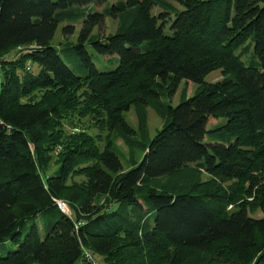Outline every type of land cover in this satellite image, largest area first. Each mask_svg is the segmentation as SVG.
<instances>
[{
    "label": "trees",
    "instance_id": "1",
    "mask_svg": "<svg viewBox=\"0 0 264 264\" xmlns=\"http://www.w3.org/2000/svg\"><path fill=\"white\" fill-rule=\"evenodd\" d=\"M107 16L115 32L94 36ZM89 46L116 66L98 70ZM182 81L191 95L162 100ZM74 118L104 145L67 133ZM117 136L144 149L127 169ZM8 240L0 264H264V0H0V251Z\"/></svg>",
    "mask_w": 264,
    "mask_h": 264
},
{
    "label": "rangeland",
    "instance_id": "2",
    "mask_svg": "<svg viewBox=\"0 0 264 264\" xmlns=\"http://www.w3.org/2000/svg\"><path fill=\"white\" fill-rule=\"evenodd\" d=\"M177 5V4H175ZM90 10L91 11H99L102 12L104 10V8L102 6H99L98 4L92 3L91 5H89ZM158 9L157 8H152V12H157ZM66 23H61L58 25L55 34L51 40V45L54 46H58L60 44V41L64 38L62 36V27L65 25ZM74 27V32L72 35L68 36V39L71 41H76L79 30L81 29L82 23L79 21L75 22L74 24H72ZM118 27V20L115 18H112L110 16L105 17L104 22L102 25H100V27H94L92 30V33L95 34L94 36H97L98 38L104 39L106 35L110 34V33H114L116 28ZM89 50L92 52V61L95 64L96 68L100 71H107V70H111L113 69L116 64L113 61H109L108 59L110 58L109 56H103L100 55L98 53H96L95 51H93L91 49V46H89ZM31 67L32 70H37V65L34 64H30L29 65ZM75 73L77 74H81L79 71H75ZM221 79V74L220 71L215 70L210 72L209 74H207V76L205 77V81H217ZM186 85V86H185ZM196 85L191 83V82H187V84H184V81L180 82L177 86V88H175L171 93L167 92L166 94L162 95V100L170 103L171 105L175 106L182 95L185 96H189L191 95V93L195 90ZM147 116H148V123H147V138L151 139L156 132L160 129L161 124H162V120L160 119V117L155 113V111L148 107L147 108ZM126 120L127 122L135 127L136 126V117H135V113L132 110V108L126 112L125 114ZM222 120V119H221ZM209 126L216 124V120H214L213 118L209 119ZM79 123H77L76 118L73 119V122H65L64 123V128L67 131V133L70 134H74L78 131L82 132V131H87L90 132L93 135H98L99 137H101V142H100V146L102 147L104 145V136L108 133V131L104 130L101 131L98 128L94 127V126H87L86 123H84V126H79L77 125ZM87 127V128H86ZM113 142L116 145V153L119 156L121 163L123 165V167L125 169L129 168L132 163L134 161H140L143 153H144V149L141 146H137L134 149L130 146L127 147V145L121 140L120 137H114L113 138ZM56 164H52L50 165V170L52 171L56 168ZM200 173V174H199ZM198 176L199 179L202 182H205L208 180L209 175H207L204 170H202L201 172H198ZM160 182H163L165 179L159 178ZM64 211H70L69 208L66 206H63ZM71 213V212H70ZM54 214V218L57 219L60 216V213L58 210H54L53 211ZM260 212L257 211L254 216L259 217L260 216ZM36 220L38 221L39 224V229L41 228V224L44 222L45 217L44 214H38L36 217ZM15 248V246L8 240L6 241L5 246L2 248V251H0V254H5L7 250L9 249H13ZM97 263L99 264H103L102 262V258H100L99 256H95Z\"/></svg>",
    "mask_w": 264,
    "mask_h": 264
},
{
    "label": "built area",
    "instance_id": "3",
    "mask_svg": "<svg viewBox=\"0 0 264 264\" xmlns=\"http://www.w3.org/2000/svg\"><path fill=\"white\" fill-rule=\"evenodd\" d=\"M56 203H57V206H58L62 211H64L63 206L66 207V204H65L63 201H60V200H58ZM64 212H67V211H64ZM87 256H90V255L87 253Z\"/></svg>",
    "mask_w": 264,
    "mask_h": 264
}]
</instances>
